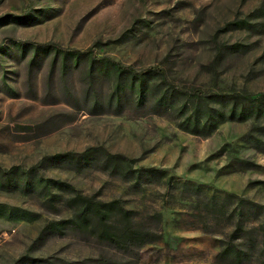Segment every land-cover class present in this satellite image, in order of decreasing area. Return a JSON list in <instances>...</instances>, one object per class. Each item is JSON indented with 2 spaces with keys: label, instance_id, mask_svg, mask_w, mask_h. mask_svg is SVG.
I'll list each match as a JSON object with an SVG mask.
<instances>
[{
  "label": "rangeland",
  "instance_id": "1",
  "mask_svg": "<svg viewBox=\"0 0 264 264\" xmlns=\"http://www.w3.org/2000/svg\"><path fill=\"white\" fill-rule=\"evenodd\" d=\"M260 7L264 0H0V169L36 165L37 175L97 198H117L159 235L124 252L73 230L42 236L46 219L67 212L43 207L33 193L0 186V264L102 256L121 257L119 264H219L216 241L232 224L209 219L203 202L264 204V145L249 142L250 136L264 142L258 129L264 115L224 119L203 136L178 127L187 114L139 104L126 91L118 106H107L114 81L108 61L136 71L162 67L168 81L184 89L264 93ZM231 20L239 26L222 30ZM232 43L242 51L213 62L215 49ZM64 50L87 51L104 62L88 74V55ZM91 145L121 153L128 168L155 172L126 179L98 165L77 170L43 159ZM13 207L36 215L22 218ZM35 257L48 262H33Z\"/></svg>",
  "mask_w": 264,
  "mask_h": 264
},
{
  "label": "trees",
  "instance_id": "2",
  "mask_svg": "<svg viewBox=\"0 0 264 264\" xmlns=\"http://www.w3.org/2000/svg\"><path fill=\"white\" fill-rule=\"evenodd\" d=\"M256 11L264 12V9L260 7ZM234 26L239 25L231 20L226 22L221 29L227 30L235 28ZM247 26L251 27L252 24H247ZM41 47L45 48L44 45ZM34 51L37 52L36 49ZM236 51H242V45L223 44L215 49L213 62L220 57L233 55ZM88 53L87 51L64 50L62 54L88 55L86 72L90 74L97 64L104 61ZM108 63L113 65L114 81L112 89L105 97L104 102L107 106L111 104L118 106L126 91V94L132 96L130 99L139 104L148 103L152 108H172L179 110L182 115L187 114L182 121L177 123L178 127L203 136L209 134L224 119L242 121L249 117L257 118L264 115V93L254 94L245 89L229 92H206L196 87L184 89L168 81L166 70L162 67L150 66L136 71L130 66H122L112 60ZM62 64H64L63 61ZM179 94H186V96L184 99H178ZM93 103L95 104L96 101L93 100ZM258 129L264 133V125L258 126ZM249 140L255 146L264 145V142L256 137L250 136ZM46 158L57 164L72 165L77 170L98 165L100 168L120 173L126 179L139 178L155 172L150 168L137 170L128 168L126 167V165L129 166L128 158L118 152H109L99 145L87 146L81 151L56 152L43 159ZM41 162V160L38 161V163ZM35 169L36 165L28 170L20 171L13 168L0 169V186L10 190L17 189L24 193H33L34 196H39L43 207L55 212L63 208L67 212L66 215L56 219H46L39 235H61L66 230H73L77 234L104 241L122 252L153 242L159 236L155 231L146 227L142 221L135 220L134 211L126 208L119 199L105 200L93 194L82 193L69 182L37 175L34 172ZM202 209L214 222L224 221L232 224L227 237L217 238L216 241L214 257L219 264H243L251 259L264 264V204L249 199H239L238 203L233 205L204 201ZM12 210H18L22 218L31 219L36 215L35 211L25 208L13 207ZM248 218L251 220L246 221ZM93 259L86 257L82 260L63 262L64 264H119L122 261L121 257L109 256ZM31 260L48 262L47 259L40 257ZM123 263L126 262L123 261Z\"/></svg>",
  "mask_w": 264,
  "mask_h": 264
}]
</instances>
